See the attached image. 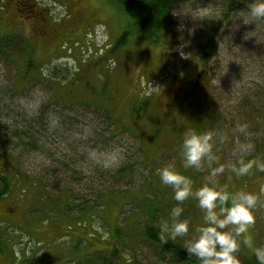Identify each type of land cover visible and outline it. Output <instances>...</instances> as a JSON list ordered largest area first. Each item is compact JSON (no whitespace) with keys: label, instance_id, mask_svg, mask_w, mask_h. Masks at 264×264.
Here are the masks:
<instances>
[{"label":"rangeland","instance_id":"374dc122","mask_svg":"<svg viewBox=\"0 0 264 264\" xmlns=\"http://www.w3.org/2000/svg\"><path fill=\"white\" fill-rule=\"evenodd\" d=\"M240 1L237 2L239 6L234 7L237 10L223 20L219 19V15L223 16V7L219 6L224 4L221 0H174L165 34L158 45H150L144 37L131 36L126 46L112 54L109 53L111 44L123 31L125 18L106 0H0V33L23 35L43 72L57 66L68 75L64 83L49 85L40 80L27 92L18 90L22 94L9 101L11 107L3 108V113L8 112V117L12 118L8 124L13 125L22 119L21 114L25 119L43 115L47 130L42 132L45 136H40V144L47 148L34 149L23 143L15 148L0 145V176H5L10 185L8 197L0 199V226H3L0 233L6 239L7 256L0 254V264H11L10 245L19 259L31 254L27 257L30 261L24 264H35L33 259L40 257L43 264H74L73 260L84 259L88 253L102 257L107 256L103 251L114 254L110 230L124 226L125 214L131 210L134 215L131 223L142 225L141 210L132 204L123 206L121 197H116L113 205L110 195L102 200V207H106L100 210L101 216L97 217L96 212L87 213L90 211L87 207L95 206L94 195L103 192L105 187L119 190L117 193L123 192L124 197L133 200L145 195L150 184L153 190L157 188L162 200L170 201L164 214L169 215L178 202L173 201L171 187L164 185L156 173L165 165H172L191 178L194 190L208 183L227 186L229 191L257 194L255 224L247 235L254 245H264V194L259 191L264 185V172L253 168L241 177L230 167L241 155L245 160L264 161V86L258 76L264 71V58L261 57L264 54V20L252 21L247 12L241 13L247 10H238ZM207 39L213 41L214 55L204 63L195 53L197 44ZM202 69L207 71L205 80L210 85L211 103L204 100V84L200 79L195 81ZM7 71L0 68L3 86L9 80ZM197 96L203 97L204 104L217 112L216 122L205 120L202 130L199 129V116L205 105L199 101L196 107ZM243 104L246 110L254 108L253 119L239 117L243 112L237 108ZM137 106H145L144 112H137ZM89 111L105 114L112 128ZM69 115L77 117L72 130L68 127ZM5 119L6 116L1 118V125L5 124ZM222 122L230 126L233 139L225 144L222 138L213 137V151L218 160L211 167L224 165V172L211 176L207 162H203L199 170L185 169L181 148L185 133L189 130L213 133ZM233 122L246 123L249 135L241 134ZM52 125L59 130L56 134ZM95 129L104 137L98 133L96 136ZM98 138L102 140L100 143H96ZM246 142L253 143L254 150L240 153L239 145ZM76 151L83 154V159L75 157ZM74 158L78 159L76 169L81 173L78 176L65 171L59 164L69 163L71 167ZM123 168L126 172L121 179L115 182L110 178ZM33 182L36 188L31 185ZM30 186L35 188L34 192L29 191ZM69 186L78 199H71L77 207L66 213L62 207L68 193L57 194V191ZM37 188L52 198L36 194ZM54 202L59 204L58 208ZM181 206L184 211L180 219L189 221V234L175 241L185 244L186 239L194 237V228L203 222V211L192 198ZM64 214L77 220L73 224L75 227L69 229V218L62 217ZM54 220L61 221L56 224ZM154 221L160 222L157 226L161 225V213L155 214ZM126 231L136 237L131 227ZM86 237L91 239L90 243L82 240ZM134 249L140 256L138 261L145 264L166 261L185 264L179 259L172 262L174 257L148 241H137ZM237 255L239 264H243L242 258L252 256V251L241 243ZM118 259L119 264L132 261L129 252L119 253ZM110 261H117V258L111 256Z\"/></svg>","mask_w":264,"mask_h":264},{"label":"trees","instance_id":"16d2710c","mask_svg":"<svg viewBox=\"0 0 264 264\" xmlns=\"http://www.w3.org/2000/svg\"><path fill=\"white\" fill-rule=\"evenodd\" d=\"M106 1L114 9H116L118 12L122 13L124 18H125L123 31L121 32L119 37H117V39L111 44V48H110L109 53H112V54H114L119 49L126 46L127 42L129 41V38H131V36H135V37H139V38L144 37L145 39H147V41L150 43V45H153V46L158 45L160 43V41H162L161 37L163 36V34H165L164 31L166 30L165 27L167 25V22L169 21L168 18H169L170 12L172 11L173 5L175 4L174 0H106ZM221 1L224 2V4L219 5V6L223 7L222 11H221L223 16L219 15V17H220L219 19L224 20L232 11L237 10V8H234V7L239 6V4H237L238 0H221ZM250 2H251V0H241L240 1L241 8H238V10H244V9L247 10V5ZM209 39H207L206 42L202 41L201 43L197 44V52L195 53V54H197V56H199V58H201L203 60L204 63L205 62L208 63V61L214 55V50L212 49L213 41L209 40ZM30 49H31L30 43L24 38L23 35L16 34V33H9V34L0 33V68H3V69L5 68L6 71L8 70L6 72V77H9V80H7L8 83L6 85L3 86L0 83V120L4 116H6V118H7V119H5V124L1 125V122H0V131L2 132V133H0V145H3V146L11 145L13 148H15L18 145H22V143H23L24 146H29V147H32L34 149H39L42 147L45 149V148H47V146L40 144V142H41L40 136L42 135V132H45L47 130V124L43 120V115L31 117V119H25V118H23V116L21 114L20 117L22 119L19 121L17 120L16 123H18V124L14 123V125H13V123L8 124L12 120V118L8 117V112H6V114L3 113L4 107H8V106L11 107L12 106V104H10L9 101H12V99L14 97H16L17 95L22 94L18 90H22L24 92H27L29 89L33 88L35 86V84L40 80H42L45 83L50 85L51 83L52 84L64 83L66 78H68L67 77L68 75L64 74V71L61 69H58L57 66L50 68V70L47 73L43 72L41 67H38L37 62L33 59L32 52ZM261 57L264 58V54H262ZM262 64L264 65L263 61H262ZM10 69H12L11 74H9L7 76ZM13 72L15 73L14 76L12 75ZM36 74H39L40 77H37ZM206 74H207L206 69H204V70L202 69L201 72L197 75L198 77L195 78V81L200 79L201 84L202 83L204 84V86H203L204 100L209 101V98H211V95H210L211 91H210V85H209L208 80L207 81L205 80ZM258 76L261 78L260 79L261 84L264 86V71L262 72V74H260ZM20 83H24V85L20 87V85H19ZM192 85H193L192 86V88H193L194 84H192ZM192 92H193V90H192ZM190 97L191 96H189L188 98L190 99ZM197 98H198V102H197L196 107H198L199 101L203 102V100H201V99H203V97L197 96ZM6 100H8V102ZM203 104H204V102H203ZM245 104H243V106H238V108H237V111L243 112V116L241 114H239V117H241L242 119L244 117L245 118L247 117L249 119H253L252 114L255 112L254 108L249 107V109L246 110L247 106ZM144 109H145V106H140V107L137 106V112L143 113ZM7 111H8V109H7ZM74 111L78 112V110H74ZM89 112H92L93 114L99 116L102 119V121L104 119L106 126L109 128L111 127L110 124L107 123L109 118L105 114H98V113H94L93 111H89ZM201 112H203V113L199 116V129L200 130H202L204 128V121L205 120L209 119V120H213L214 122H216V114H217L216 111L211 109L210 105L208 107H207V105H205V110L201 111ZM67 119L69 121V126H68L69 130H72V128L74 127L75 122L77 120V117L69 115V117ZM233 124L237 125V123H235V122H233ZM8 125H10V126H8ZM11 125H13V126H11ZM104 127H105V125H104ZM229 127H230L229 125L225 126L224 122L218 123L216 128L213 130V131H215V132H213V134H214L213 137L218 136V137L222 138V140L225 144L231 142V140L233 139V134L231 133V129ZM35 128H38V129H35ZM51 128L53 129L54 134H56L59 131L58 129H56L54 127V125H52ZM220 128H223V130H220ZM103 132L106 133V130H103ZM94 133L96 134V136L98 133L100 137H104L101 134V132H98L96 129H95ZM112 133H113V135H115L114 132H112ZM116 135H118V134H116ZM42 136L44 137L45 134ZM97 141H99V143H100L102 140H100L98 138V139H96V143H97ZM74 155L76 158H82V156H83V154H81V155L79 154V151H76L74 153ZM77 161H78V159H75V158L71 159V163L73 164L71 167L69 166V163L61 162L59 164H60V166L65 168V171H69L70 173H74V175L77 174V176H78V174H81V173H80V171H78L76 169V167H77L76 162ZM125 172H126V170L124 168L119 169L115 173L111 174L110 178L116 182L117 180L121 179L124 176ZM156 173L158 174L157 171H156ZM73 177H76V176H73ZM66 182H67V180H66ZM0 184H2V188L0 189V199H3V197H6L7 194L9 193L10 185L7 182L5 176H3V175L0 176ZM31 185L36 188V185L34 182ZM69 185H70V182H69ZM35 188L31 187V189H29V191L34 192ZM91 189L94 190L95 188H91ZM91 189H89L90 193L92 191ZM27 190H28V188H27ZM156 190H157V188L155 190H153L149 184L147 193L141 197H137L136 198L137 200L134 198H133V200H130L132 198L124 197L123 192L117 193V191H119V190H115V189H112L110 187H105L103 189V192H100L99 194L94 195V197H95V199H97V201H95V206L91 205V206L87 207L90 210L87 213L96 212L98 214L97 217L101 216L100 214L104 210V206L106 207V205H104L102 207V200L107 195H110V196H112L111 199H112L113 205H115L114 199L116 197H121V199L124 200L123 206L125 203H126V205L132 204V205H135L139 211L141 210V212H142L141 214H143L142 215L143 218H141V219H143V223H142V225H139V226H135L133 223H131V219L134 218V215H132L133 210H131L128 214H125L124 223H126V224H124V226H119V227L115 226L113 229L110 230L111 234L109 235V240L113 243L112 244V248H113L112 252L114 254L110 255L109 253L107 254L105 251H103V253L106 254L107 256L102 257L101 255H97V253H94V254L88 253V255L87 254L84 255L85 256L84 259L75 260V261L73 260L72 263H74V264H119V259H118L119 253L129 252L131 254V257H132L131 264H145V263L138 261L137 257H140V256L136 252L134 247H135V243L137 241L138 242L148 241V244H151L152 246L161 248L163 251L169 253L172 257H174L171 260L172 262L179 259V260L184 261L185 264H199V261L196 260V257L190 256V254L184 248V244L177 242L175 240H169L166 243H164L160 240V238H159L160 226H157L160 224V222L154 221L155 220V214H157V212H158V214L161 213V215L163 217V221L168 220L169 215L166 216L164 214L166 212V209L169 206L170 201L162 200V197L160 196V194ZM138 191H139V189H138ZM160 191H162V190H160ZM163 191H166V187H164ZM57 192H58L57 194H59V192H61V194H67L68 193L67 201L63 202L64 206L62 207V208H64V211L66 213L70 212L71 209H74V206L77 207V205H75V203L74 204L71 203V199H73V201L77 200L78 195L73 194V190L70 186L64 190H62V189L58 190ZM37 193L38 194L40 193V195L42 197H46L47 199L52 198V196H50L49 193L40 192V190L38 188L36 190V194ZM85 197H86V194L84 196H81L82 199ZM173 201H175V200L173 199ZM54 204L57 206V208L59 207V204H57V202L56 203L54 202ZM97 204L101 205V206H96ZM97 207H99V208L97 209ZM100 210H102V211H100ZM136 212H138V211H136ZM87 215H89V214H85V216H87ZM62 217H68L69 218V224L67 225V226L70 225L69 229L75 227V226H73V224L77 220H74L73 218H71L70 214L69 215L64 214V215H62ZM55 222H56V224H59V222H57V220ZM138 223H139V221H138ZM78 225H79V223H78ZM90 226H92V225H90ZM127 227H131L132 231L137 233L135 238H133V236H131V234H129L128 231H131V230L126 231ZM2 228H3V226H0V231H3ZM8 229H9V227L6 228V230H8ZM107 231H109V230H107ZM70 232L71 231H69V233ZM96 238H98V237L96 236ZM124 239H126V241H124ZM82 240L85 242H88L91 239L86 237V239H82ZM5 241H6V239H5L4 235L3 234L1 235V233H0V254L1 255L4 254L5 257H7L6 253H5V249H6L5 244H4ZM88 243H90V242H88ZM70 244H71V246H73V241L70 242ZM8 245H9V241H8ZM39 246H42L41 242H40ZM127 246H128L127 250H121L123 248H126ZM136 246H137V244H136ZM9 247L11 248L10 252L12 255L11 264H15L17 261H19L20 264H24V263H27L28 261H30L27 259V257H29L31 254L30 255H24L23 257H21L19 259L18 256H15V250L12 247V245H10ZM78 250H80V248ZM77 251H75V252H77ZM70 253H73V252H70ZM111 256L116 257L117 261L111 262L110 261ZM13 257H14V259H13ZM35 257H38V256H35ZM17 259H19V260H17ZM42 259L43 258H41V257L40 258H34L33 263L43 264ZM242 260H243V264H257L253 253H252V256H250V257L244 256L242 258ZM163 264H171V263H167V261H166V262H163Z\"/></svg>","mask_w":264,"mask_h":264},{"label":"clouds","instance_id":"9594fccd","mask_svg":"<svg viewBox=\"0 0 264 264\" xmlns=\"http://www.w3.org/2000/svg\"><path fill=\"white\" fill-rule=\"evenodd\" d=\"M244 12L252 21L264 20V0H251L247 11L241 13ZM237 130L246 137L249 135L246 123L237 125ZM213 135L211 132L197 133L194 130L185 133L181 145L185 169L199 170L202 163L207 162L211 176L224 172V165L211 167L218 160L213 151ZM254 147L251 142L241 143L238 151L246 154L253 151ZM230 167L237 176L243 177L253 168L264 172V161L245 160L241 155ZM157 171L161 182L171 187L173 198L178 202L171 208L169 219L160 225L159 238L162 242L188 236L189 221L180 219L184 211L181 205L192 198L203 211V222L194 228V237L185 240L184 248L190 256H195L199 264H239L237 254L243 243L251 249L257 264H264V245H254L251 236L247 235L255 223L257 194L244 190L229 191L227 186H210L208 183L194 190L191 178L178 172L172 165H165ZM259 191L264 194V185Z\"/></svg>","mask_w":264,"mask_h":264}]
</instances>
